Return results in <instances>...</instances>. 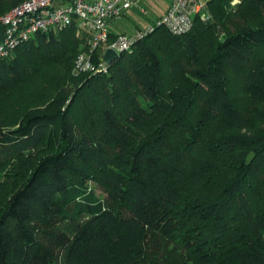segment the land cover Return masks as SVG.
<instances>
[{
  "label": "trees",
  "instance_id": "16d2710c",
  "mask_svg": "<svg viewBox=\"0 0 264 264\" xmlns=\"http://www.w3.org/2000/svg\"><path fill=\"white\" fill-rule=\"evenodd\" d=\"M193 5L105 70L73 23L0 56V264H264V0Z\"/></svg>",
  "mask_w": 264,
  "mask_h": 264
},
{
  "label": "built area",
  "instance_id": "2783aa9c",
  "mask_svg": "<svg viewBox=\"0 0 264 264\" xmlns=\"http://www.w3.org/2000/svg\"><path fill=\"white\" fill-rule=\"evenodd\" d=\"M190 0H170L166 11L157 19L173 34H183L192 27V18L187 11ZM132 0H23L0 14V56H6L17 45L27 41L37 32L61 29L75 24L82 33L85 49L79 52L74 61L73 73L105 70L102 57L107 48L117 54L127 50L152 27L147 24L131 34H116L109 39V25L127 11ZM203 8L195 3L193 11ZM144 12V10H142ZM202 19L206 14L202 13ZM98 53V63L92 61Z\"/></svg>",
  "mask_w": 264,
  "mask_h": 264
},
{
  "label": "rangeland",
  "instance_id": "374dc122",
  "mask_svg": "<svg viewBox=\"0 0 264 264\" xmlns=\"http://www.w3.org/2000/svg\"><path fill=\"white\" fill-rule=\"evenodd\" d=\"M133 4L127 11V14L118 17L114 20L110 27L113 31L123 32V34H131L137 30V27L143 28L156 19L157 5L161 3L157 0H132ZM144 10V12L142 11ZM162 15V14H161Z\"/></svg>",
  "mask_w": 264,
  "mask_h": 264
},
{
  "label": "crops",
  "instance_id": "0c3cea01",
  "mask_svg": "<svg viewBox=\"0 0 264 264\" xmlns=\"http://www.w3.org/2000/svg\"><path fill=\"white\" fill-rule=\"evenodd\" d=\"M158 2H160L161 3V0H157ZM163 1V0H162ZM194 2V4L195 3H205V1H207V0H190V2ZM138 2H139V0H138ZM169 2H170V0H164V2H163V4L161 5V6H158L157 5V8H158V10H157V12H156V18L159 16V15H161V14H163L165 11H166V9H167V7H168V5H169ZM129 10V9H128ZM127 10V11H128ZM193 11V10H192ZM112 23V22H111ZM111 23H110V25H111ZM110 25H109V31L111 32H114V33H118L119 32V30L118 31H113L112 29H111V27H110Z\"/></svg>",
  "mask_w": 264,
  "mask_h": 264
},
{
  "label": "water",
  "instance_id": "95a60500",
  "mask_svg": "<svg viewBox=\"0 0 264 264\" xmlns=\"http://www.w3.org/2000/svg\"><path fill=\"white\" fill-rule=\"evenodd\" d=\"M118 56V54L111 48H107L103 54L102 57V62L105 65H108L109 63H111L116 57Z\"/></svg>",
  "mask_w": 264,
  "mask_h": 264
}]
</instances>
